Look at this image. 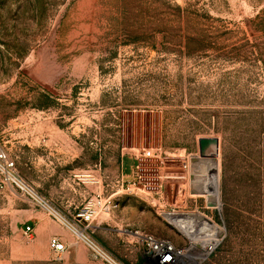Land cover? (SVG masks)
Instances as JSON below:
<instances>
[{
	"label": "rangeland",
	"instance_id": "rangeland-1",
	"mask_svg": "<svg viewBox=\"0 0 264 264\" xmlns=\"http://www.w3.org/2000/svg\"><path fill=\"white\" fill-rule=\"evenodd\" d=\"M0 145L59 213L6 189L0 264H107L75 228L151 264L141 234L193 243L175 213L218 226L193 264H264V0H0Z\"/></svg>",
	"mask_w": 264,
	"mask_h": 264
},
{
	"label": "built area",
	"instance_id": "built-area-1",
	"mask_svg": "<svg viewBox=\"0 0 264 264\" xmlns=\"http://www.w3.org/2000/svg\"><path fill=\"white\" fill-rule=\"evenodd\" d=\"M151 153V151H145L144 155H150ZM187 164L188 163H185V166H187ZM29 188V185L19 175L14 159H12L9 153L0 145V195L6 189H11L21 197H25L29 194L33 198L38 199V194L34 191L36 193L34 195V193L30 191L31 188ZM40 204L49 210V208H47L48 205H50L48 202L40 199ZM97 205L98 201H92L89 203L87 210H89L92 214H96L97 209L95 206ZM107 209H110L109 205L106 206V210ZM51 212L54 213L53 211ZM67 226L70 227L69 224H67ZM26 232L31 237L33 233L32 227L27 226ZM141 240L145 243L147 261L151 262V264H176L177 259L181 255L184 248L177 246L171 240L156 237L152 234H141ZM84 241L97 258L102 259L107 264H121L108 249L96 241L85 236ZM50 247L57 260L63 259L64 253L68 250V244L57 235L51 237Z\"/></svg>",
	"mask_w": 264,
	"mask_h": 264
},
{
	"label": "bare ground",
	"instance_id": "bare-ground-1",
	"mask_svg": "<svg viewBox=\"0 0 264 264\" xmlns=\"http://www.w3.org/2000/svg\"><path fill=\"white\" fill-rule=\"evenodd\" d=\"M199 167H198V172H208V176L211 174L212 179L210 178L211 182L215 179L216 181L212 182V186H211V190L212 192H214L216 190L219 191V179H216L218 174V163L216 162V159H214L213 157H209V156H202L199 159ZM199 174V173H198ZM196 174V175H198ZM197 178L194 177V179ZM30 187V186H29ZM31 188V187H30ZM29 188V189H30ZM30 191L32 193H34V195L36 194L34 192V190L31 188ZM218 194V192H217ZM38 198H40L42 201L47 202L44 198H42L41 196H38ZM215 202V201H214ZM49 210L54 211L56 213H58L55 208H53L51 205H48ZM59 214V213H58ZM170 218L173 222H175L182 230L183 232L186 234L187 237H189V239H191L193 241L192 245H190L189 247L183 248V251L181 253V255L179 256V258L177 259V263L176 264H193V257L196 254V252H198V249L196 247V236L193 233V229H194V223H198V221L203 224L206 225L208 224V226L210 227V235H213V231H216L218 226L213 223V221L210 218H204V216L199 215H192V214H181V213H175L170 215ZM203 225L199 226V228H204ZM76 229V233L84 239V235L83 233L80 234V230ZM221 230H219L218 232H220ZM215 238L211 237L209 239V241L207 243H205V238L202 237V239H200L201 243H199L203 248L199 250L200 254L203 253H209L211 251H213L215 249ZM199 254V255H200ZM188 260H191V262H189Z\"/></svg>",
	"mask_w": 264,
	"mask_h": 264
},
{
	"label": "crops",
	"instance_id": "crops-1",
	"mask_svg": "<svg viewBox=\"0 0 264 264\" xmlns=\"http://www.w3.org/2000/svg\"><path fill=\"white\" fill-rule=\"evenodd\" d=\"M74 158L71 160V158H68V159H61V158H59L57 161H54L55 163H54V165H55V167H59V170H53V173L52 174H54L55 175V172H57V174L58 175H60L59 176V181L62 183V184H64V182H63V176H61V175H63V174H61L62 172H68V175H70V174H74V172H75V163H74ZM64 167V166H66V167H68V169L67 170H61L60 169V167ZM71 167H73L72 168V170H71ZM56 174V176H58ZM62 187V186H61ZM46 222H50L49 220H48V218L46 217V215L44 214V213H42V212H40V232H43V230H44V224L46 223ZM38 226H39V224L37 225V227H36V229L38 228ZM57 232L56 231H52V234H56ZM54 236V235H53ZM66 242V241H65Z\"/></svg>",
	"mask_w": 264,
	"mask_h": 264
}]
</instances>
